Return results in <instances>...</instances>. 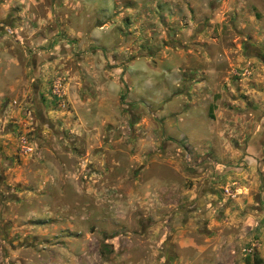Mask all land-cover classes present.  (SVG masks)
Wrapping results in <instances>:
<instances>
[{"label": "rangeland", "instance_id": "obj_1", "mask_svg": "<svg viewBox=\"0 0 264 264\" xmlns=\"http://www.w3.org/2000/svg\"><path fill=\"white\" fill-rule=\"evenodd\" d=\"M209 123L264 201V0H0V264H158Z\"/></svg>", "mask_w": 264, "mask_h": 264}, {"label": "crops", "instance_id": "obj_2", "mask_svg": "<svg viewBox=\"0 0 264 264\" xmlns=\"http://www.w3.org/2000/svg\"><path fill=\"white\" fill-rule=\"evenodd\" d=\"M180 83L186 88L184 92L192 95L189 104H198L194 94L197 92L199 96L206 80L194 73L176 71L172 78V92H177ZM202 128L203 135L199 136L194 147V155H203L198 157L199 163L186 167L183 161L174 160L173 156L174 163L167 178L164 174H157L150 181L158 190L163 182H167L171 190V199L164 204L167 215L154 217L156 223L168 225L166 237L160 241L163 249L158 250L161 253L158 264H264V201H260L257 195L253 197V190L257 187L255 164L252 163L254 157H245L251 164L243 170L241 167L232 169L227 163L222 167L216 125L209 123ZM206 128L214 136L207 137ZM260 141L263 143L264 140ZM239 149L232 153L236 161L245 150L255 156L259 150L252 137L245 149ZM223 156L229 161L231 155ZM170 172L183 176L187 182L182 185L181 193ZM261 172L264 178V169ZM248 174L252 178L247 181ZM160 204L156 201V210L162 207Z\"/></svg>", "mask_w": 264, "mask_h": 264}, {"label": "built area", "instance_id": "obj_3", "mask_svg": "<svg viewBox=\"0 0 264 264\" xmlns=\"http://www.w3.org/2000/svg\"><path fill=\"white\" fill-rule=\"evenodd\" d=\"M185 161H186L187 164L192 163V156H191V154L189 152L185 153Z\"/></svg>", "mask_w": 264, "mask_h": 264}]
</instances>
